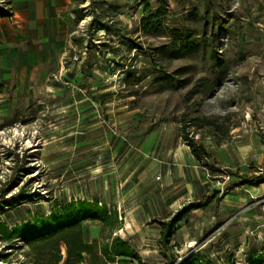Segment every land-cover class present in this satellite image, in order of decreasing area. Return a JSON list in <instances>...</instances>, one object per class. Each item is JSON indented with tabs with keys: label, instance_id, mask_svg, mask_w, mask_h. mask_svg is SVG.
Wrapping results in <instances>:
<instances>
[{
	"label": "rangeland",
	"instance_id": "374dc122",
	"mask_svg": "<svg viewBox=\"0 0 264 264\" xmlns=\"http://www.w3.org/2000/svg\"><path fill=\"white\" fill-rule=\"evenodd\" d=\"M164 1L119 16L140 50L98 32L82 72L89 45L71 39L87 37L89 17L74 23L69 0H0L12 15L0 18V191L25 163L32 172L5 197L23 184L37 194L1 218L11 226L54 202L97 201L119 223L82 221L86 241L117 235L139 256L126 263L165 264L150 221L191 206L170 242L172 264L190 251L247 264L264 253V184L231 188L225 172L264 167V0ZM146 4L151 29L140 22ZM186 33L196 46L171 58ZM150 59L174 80L158 81ZM196 117L218 127L181 126ZM186 138L219 171L198 161ZM14 154L25 162L13 164ZM15 246L8 263L32 264L31 248Z\"/></svg>",
	"mask_w": 264,
	"mask_h": 264
},
{
	"label": "trees",
	"instance_id": "16d2710c",
	"mask_svg": "<svg viewBox=\"0 0 264 264\" xmlns=\"http://www.w3.org/2000/svg\"><path fill=\"white\" fill-rule=\"evenodd\" d=\"M69 1L72 3L70 14L73 16L74 23L83 21L85 17L90 18L87 23V37H72L71 39L76 46H80L84 40L89 45V49L85 51V57L81 63L82 72L89 65L92 53L91 41L93 36L98 32L114 38L120 45L126 43L130 50L141 49V43L129 37L126 26L119 20V16L127 14L128 9L136 10L143 4V0ZM157 1L161 2L162 5H166L164 0ZM143 10L148 15L140 20L141 24L144 25L145 29L154 28L157 23H151L150 21L156 16L149 13V6L147 4ZM11 16L9 9L0 5V18H10ZM179 37L181 45L172 51L171 58L181 57L196 46L195 41L191 40L189 34H180ZM150 64L153 65V72L158 73V81L169 83L174 80L154 59H150ZM135 82H138V79ZM197 121H205V123L214 128L218 127L216 122L206 117H196L195 120H184L181 126H186L188 122V125L195 124ZM186 141L192 148V154L198 161L202 162L210 171H219L213 164L208 162L211 156L205 148L198 146V149H196L195 142L192 139L186 138ZM24 158L25 156L20 155L19 157L18 154H14L13 164L25 162ZM247 168L251 169L252 172H249L247 169L243 171L228 170L225 172L227 176L234 177L230 180L229 187L235 188L242 185L258 186L264 184V167L254 170L256 167L249 164ZM31 172L32 167L25 166V163H23L11 182L0 191V242L2 243L0 264H10L7 260V250L14 249L17 242H22L31 248L32 264H59L61 261L62 264H82L84 262L88 264H104L106 262H115L117 257L139 260L137 252L120 236L108 234L99 242L97 240L89 242L84 239L81 223L86 219L98 221L109 228H113L119 223L117 222L115 210L109 212L105 204L98 203L97 201L69 199L60 203L54 202L48 214L44 215L42 212H38L30 220H22L19 223L8 226L1 218V215L7 209L37 196L35 192L30 191L27 185L23 184L18 188L17 192L5 197L8 191L19 184L21 175ZM194 208L189 206L173 214L168 219L153 218L150 221V223H157L159 226V237L157 239L158 253L165 260V264L174 263L171 260L170 242L175 233L177 223L184 219L188 212ZM61 245L65 247L64 254L60 252ZM122 261L126 263L127 259ZM246 263L264 264V253H252L248 255ZM177 264L215 263L199 252L190 251Z\"/></svg>",
	"mask_w": 264,
	"mask_h": 264
},
{
	"label": "crops",
	"instance_id": "0c3cea01",
	"mask_svg": "<svg viewBox=\"0 0 264 264\" xmlns=\"http://www.w3.org/2000/svg\"><path fill=\"white\" fill-rule=\"evenodd\" d=\"M116 259H121L120 261L127 259V260H134V259H130V258H124V257H117ZM106 263H112L115 264V262H106ZM82 264H86V263H82ZM88 264V263H87ZM124 264H129V263H124Z\"/></svg>",
	"mask_w": 264,
	"mask_h": 264
},
{
	"label": "built area",
	"instance_id": "2783aa9c",
	"mask_svg": "<svg viewBox=\"0 0 264 264\" xmlns=\"http://www.w3.org/2000/svg\"><path fill=\"white\" fill-rule=\"evenodd\" d=\"M62 254H64V252H61Z\"/></svg>",
	"mask_w": 264,
	"mask_h": 264
}]
</instances>
